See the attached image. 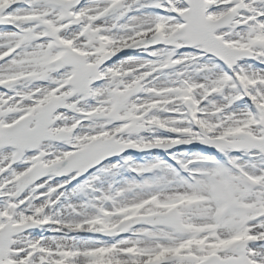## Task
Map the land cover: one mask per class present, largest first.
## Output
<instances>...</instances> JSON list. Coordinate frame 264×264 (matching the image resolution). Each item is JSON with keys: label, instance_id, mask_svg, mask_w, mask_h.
I'll return each mask as SVG.
<instances>
[{"label": "snow or ice", "instance_id": "1", "mask_svg": "<svg viewBox=\"0 0 264 264\" xmlns=\"http://www.w3.org/2000/svg\"><path fill=\"white\" fill-rule=\"evenodd\" d=\"M0 264H264V0H0Z\"/></svg>", "mask_w": 264, "mask_h": 264}]
</instances>
